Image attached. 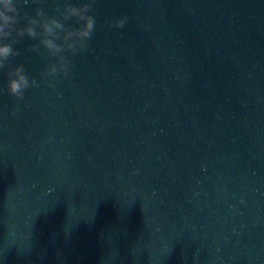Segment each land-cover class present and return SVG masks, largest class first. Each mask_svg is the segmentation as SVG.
Here are the masks:
<instances>
[{"label":"water","instance_id":"95a60500","mask_svg":"<svg viewBox=\"0 0 264 264\" xmlns=\"http://www.w3.org/2000/svg\"><path fill=\"white\" fill-rule=\"evenodd\" d=\"M95 10L69 76L0 71V264H264V0Z\"/></svg>","mask_w":264,"mask_h":264},{"label":"clouds","instance_id":"9594fccd","mask_svg":"<svg viewBox=\"0 0 264 264\" xmlns=\"http://www.w3.org/2000/svg\"><path fill=\"white\" fill-rule=\"evenodd\" d=\"M24 4L28 0H23ZM38 4L39 0H32ZM97 0H69L56 2L53 13L48 14L42 7H36L34 15L23 11L21 0H0V71L7 78V94L17 100H23L30 88L39 87L40 81L31 77L23 64H12L20 55L15 45L25 37L36 41L30 45L31 51L50 58L40 72L41 79L52 86L51 78L67 77L72 67L71 57L88 49L96 31ZM128 17L121 16L109 23V27H125ZM43 49V52L41 51Z\"/></svg>","mask_w":264,"mask_h":264}]
</instances>
